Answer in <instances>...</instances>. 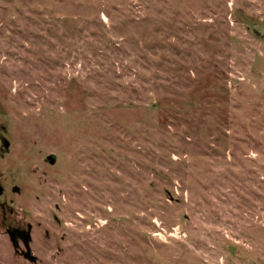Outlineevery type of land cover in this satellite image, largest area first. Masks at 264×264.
<instances>
[{
	"label": "rangeland",
	"instance_id": "374dc122",
	"mask_svg": "<svg viewBox=\"0 0 264 264\" xmlns=\"http://www.w3.org/2000/svg\"><path fill=\"white\" fill-rule=\"evenodd\" d=\"M0 183V264H264V0H0Z\"/></svg>",
	"mask_w": 264,
	"mask_h": 264
},
{
	"label": "water",
	"instance_id": "95a60500",
	"mask_svg": "<svg viewBox=\"0 0 264 264\" xmlns=\"http://www.w3.org/2000/svg\"><path fill=\"white\" fill-rule=\"evenodd\" d=\"M4 142L6 143V145H9L8 139H4ZM47 159L49 160L50 163L54 164L57 160V156L56 154L51 153L48 155ZM13 190L18 192L20 191V187L16 185L13 187ZM7 232L9 233L12 243L16 248V250L20 251V246H21L20 241H22L25 249L20 252L31 262L36 263L38 261V257L33 253L31 248L32 224H28L27 228L9 227L7 229Z\"/></svg>",
	"mask_w": 264,
	"mask_h": 264
},
{
	"label": "flooded vegetation",
	"instance_id": "af4514ba",
	"mask_svg": "<svg viewBox=\"0 0 264 264\" xmlns=\"http://www.w3.org/2000/svg\"><path fill=\"white\" fill-rule=\"evenodd\" d=\"M47 161L49 162L48 159H47ZM0 189H1V192H0V209H1L2 214H3V221H4V223H6L7 217H8V212L12 213V210H11L10 204L6 201L7 200V197H6L7 189L1 183H0Z\"/></svg>",
	"mask_w": 264,
	"mask_h": 264
},
{
	"label": "trees",
	"instance_id": "16d2710c",
	"mask_svg": "<svg viewBox=\"0 0 264 264\" xmlns=\"http://www.w3.org/2000/svg\"><path fill=\"white\" fill-rule=\"evenodd\" d=\"M244 21L246 22V23H248L249 21H248V19H244Z\"/></svg>",
	"mask_w": 264,
	"mask_h": 264
}]
</instances>
